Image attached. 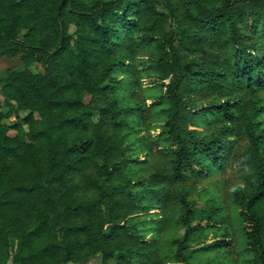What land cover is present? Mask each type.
<instances>
[{
  "label": "trees",
  "instance_id": "obj_1",
  "mask_svg": "<svg viewBox=\"0 0 264 264\" xmlns=\"http://www.w3.org/2000/svg\"><path fill=\"white\" fill-rule=\"evenodd\" d=\"M179 1L181 11L169 0H0V56L22 62L0 75V264H192L197 241L228 252L218 207L143 175L119 179L144 163L131 136L147 109L160 114L154 141L175 181L223 170L241 128L247 173L233 213L242 264H264V0ZM203 43L219 61L186 59ZM140 87L159 94L129 102ZM230 87L239 93L196 100ZM211 117L222 124L200 133ZM169 200L185 231L163 254L155 217Z\"/></svg>",
  "mask_w": 264,
  "mask_h": 264
},
{
  "label": "rangeland",
  "instance_id": "obj_2",
  "mask_svg": "<svg viewBox=\"0 0 264 264\" xmlns=\"http://www.w3.org/2000/svg\"><path fill=\"white\" fill-rule=\"evenodd\" d=\"M174 5H177L181 11V4L179 0H169ZM72 29V26H71ZM196 51L194 53L186 52V59L193 58L195 64L205 63L209 64L213 59L220 60V49L215 47H209L206 43L196 45ZM214 55H217L214 56ZM22 62L20 60V54L16 56L2 55L0 56V75L4 74L7 69L20 68ZM148 82L146 77L142 79ZM144 85V84H143ZM146 85V84H145ZM147 86V85H146ZM239 93V90L230 87L225 89V94L218 92L217 90L206 89L200 95L196 97L197 101H209L212 98H223L225 95H235ZM152 89L146 87H140L137 91L128 97V101L132 103H139L145 105L150 103L151 98L157 96ZM261 96L264 92L260 93ZM24 115V112H20ZM140 130L131 136V143L135 148V151L139 153L140 159L144 160V163L125 169L121 172L119 179L125 181L129 177H136L143 175L146 183L151 186L159 188H166L172 197L175 192L182 190L187 192L189 198L196 201V207L207 208L211 205L218 207L219 212L224 217V226L219 230L226 231L232 236V245L227 251H207L200 252L198 249L202 245L201 242L191 243V255L189 256L192 264H205L211 262L214 258H218L220 261L229 262L230 264H242L244 255L240 251L239 246V230L241 228L238 219H235L233 213L234 205L232 202L231 194L233 190L243 185L244 175L247 173L246 150L248 147V140L241 131V128L233 134V144L231 145L230 157L227 165L223 170L215 171L210 177L207 178H194L192 176L186 177L182 181L172 180L168 174L169 172V151L164 142H155L154 137L157 133V127L160 125V114L154 109H147L145 118L141 119ZM200 133H210L219 127L222 122L215 117H211L210 121H198ZM240 124V123H239ZM12 133L14 131H11ZM163 215L155 217L161 218L157 230L155 233H159V241L162 243L161 250L163 254H169L172 251L171 239L181 236L185 229L180 228L175 223L176 209L172 200H169L167 207L162 211ZM160 226V227H159ZM148 231L153 229L151 226H142ZM159 228V230H158ZM146 233V236H152L154 233ZM218 233V232H216ZM211 236L210 234L208 235ZM195 253V255H192ZM192 256V257H191ZM164 264H177L173 261H166Z\"/></svg>",
  "mask_w": 264,
  "mask_h": 264
}]
</instances>
